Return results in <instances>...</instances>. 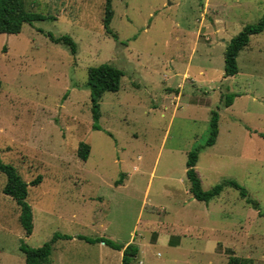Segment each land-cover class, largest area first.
<instances>
[{
  "label": "rangeland",
  "instance_id": "obj_1",
  "mask_svg": "<svg viewBox=\"0 0 264 264\" xmlns=\"http://www.w3.org/2000/svg\"><path fill=\"white\" fill-rule=\"evenodd\" d=\"M108 4L116 39L103 26ZM24 6L41 20L0 34V160L28 184L33 231L25 237L0 172V264H24L21 243L39 248L54 234L139 246L132 264H264V216L247 201L264 213V30L239 52L237 75L223 77L226 47L264 17V0ZM48 35L70 37L75 56ZM101 64L123 77L103 95L96 131L86 81ZM226 94L236 95L228 108ZM212 111L218 135L205 147ZM80 144L90 147L86 161ZM195 150L203 191L232 180L246 197L225 187L208 204L193 200L186 160ZM79 241L57 240L51 264H111Z\"/></svg>",
  "mask_w": 264,
  "mask_h": 264
},
{
  "label": "trees",
  "instance_id": "obj_2",
  "mask_svg": "<svg viewBox=\"0 0 264 264\" xmlns=\"http://www.w3.org/2000/svg\"><path fill=\"white\" fill-rule=\"evenodd\" d=\"M203 1V0H200ZM113 12L108 4L105 9L103 18V26L105 32L113 38H117L109 29ZM41 20V17L30 11H27L24 6V0H0V34L18 35L20 34L24 24L33 25ZM264 30V17L256 24L248 25L233 39L230 40L224 51V70L223 77L229 78L237 75V56L240 51L249 45L250 37L260 34ZM50 41L55 44H62L70 49L73 56L76 54V45L73 40L68 37L54 38L48 35ZM123 73L121 70L110 64H101L96 67H91L87 72L86 87L90 93V113L93 120L92 129L100 131L99 120L101 117L100 104L105 93H116L120 89L121 78ZM1 92V82H0ZM235 94H226L224 97V106L230 107L233 103ZM218 135V113L211 112L209 122V136L205 143V147H211L215 144ZM264 139V135L260 134ZM90 147L86 144H80L77 150V156L82 161H86L89 156ZM198 161V150L189 152L186 160V177L189 182V192L195 200L208 204L210 201L218 197L225 187L239 191L240 196L245 198L246 191L232 180H226L221 184L216 185L208 191L201 189V181L196 173L195 167ZM0 172L6 176V184L2 193L11 197L19 207V222L24 231L25 237H29L33 231V214L30 205L27 202L28 184L21 179L16 169L11 165H7L0 160ZM40 178L32 182L31 185H37ZM117 184V183H116ZM252 205V208L264 216L259 210V205L255 201L247 200ZM71 240L73 237L68 235L54 234L50 241L44 243L39 248H30L23 242L19 246V251L24 255V264H50V256L53 244L57 240ZM77 239L83 240L89 244L103 243L105 246L122 252L121 264H132L138 255L139 248L136 245H121L105 238L90 239L77 236ZM229 264H246L238 259H230Z\"/></svg>",
  "mask_w": 264,
  "mask_h": 264
},
{
  "label": "crops",
  "instance_id": "obj_3",
  "mask_svg": "<svg viewBox=\"0 0 264 264\" xmlns=\"http://www.w3.org/2000/svg\"><path fill=\"white\" fill-rule=\"evenodd\" d=\"M206 3L204 4V6L206 7ZM204 12H205V8H204ZM220 24L221 22L220 21H217L215 20L213 24ZM215 26V25H214ZM215 30L217 31V27H214ZM198 33V32H197ZM200 35H201V32H200ZM199 35V37H200ZM122 185V184H121ZM193 200H194V197H193ZM211 202V201H210ZM209 202V203H210ZM82 241V240H81ZM65 243H80L79 239H77V236L76 237H73V239L71 240H64ZM85 242V241H84ZM87 243V242H85ZM88 244V243H87ZM97 247H98V250L100 251V253L107 259L109 258L111 261V264H121L122 262V252L121 251H116V250H113L107 246H105L103 243H97ZM139 247V246H138ZM140 253V248H139V252L138 254ZM138 256V255H137ZM51 258V256H50ZM137 258V257H136ZM52 263V261L50 262V264ZM141 264V262H140Z\"/></svg>",
  "mask_w": 264,
  "mask_h": 264
}]
</instances>
